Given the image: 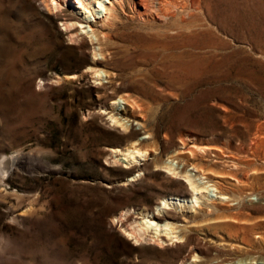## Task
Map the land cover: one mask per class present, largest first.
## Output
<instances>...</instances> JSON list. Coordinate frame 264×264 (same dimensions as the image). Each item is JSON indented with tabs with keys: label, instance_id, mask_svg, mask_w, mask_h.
Wrapping results in <instances>:
<instances>
[{
	"label": "rangeland",
	"instance_id": "374dc122",
	"mask_svg": "<svg viewBox=\"0 0 264 264\" xmlns=\"http://www.w3.org/2000/svg\"><path fill=\"white\" fill-rule=\"evenodd\" d=\"M185 1L164 20L118 8L99 80L71 0H0V264H264V0ZM131 144L143 159L112 160ZM169 157L230 198L155 214L180 241L131 237L190 196Z\"/></svg>",
	"mask_w": 264,
	"mask_h": 264
},
{
	"label": "bare ground",
	"instance_id": "6f19581e",
	"mask_svg": "<svg viewBox=\"0 0 264 264\" xmlns=\"http://www.w3.org/2000/svg\"><path fill=\"white\" fill-rule=\"evenodd\" d=\"M52 1L54 3V7L60 8L62 3H68L70 0H59V1L52 0ZM71 2L74 6L75 13L73 14V17L71 19L65 20V25L67 29H69L70 32L72 33V38L79 39L81 37H87L92 42V51H93L92 53L94 54V60L92 61L94 62V64L90 66V69L91 72L94 74L95 79H99V80L100 78H102V76L107 77L108 75L110 76L111 74L106 69H103L100 65V63L103 60H105V58L107 57L105 48L103 46L106 33L100 27H105L108 23L109 24L112 23L113 17H116L119 12L118 8L125 10L124 8L125 5L130 4L133 6L134 13L143 19L157 18L164 20L173 13L172 8L177 7L178 4L184 5L186 3L185 0H71ZM97 54H99L101 57H99V55L96 56ZM125 94L129 95L128 93ZM127 95L124 96L121 95L120 97H116L112 100L111 103L120 104L122 102L123 103L127 102L125 99L126 98L125 96ZM100 111L101 113L102 112L104 113L105 109L100 108ZM109 118L114 123H117L119 121L118 116H115L114 113H111ZM136 146L132 145V147L127 146L125 148L122 147L111 148L112 150L111 157H113L112 160L122 161L120 163H123L124 161L125 166L140 161L139 159L141 158L143 159V156L147 154V152L146 150L143 149V147L142 148L140 147L141 148L140 149L139 147ZM206 146L207 145L198 146V148L201 149L207 148ZM192 149L193 147L189 150ZM165 161L166 162L164 166H166L165 169H168L167 170L168 172H172V173L174 172L175 175L177 173L176 177H178L179 174H181L185 182L189 184L190 196L189 197L170 196L168 198L163 199L160 205L156 206L155 209L156 211L154 212H147L145 210L141 211L140 212L141 214L139 213L140 218L134 219L129 223L131 226L130 229L127 231V234L131 235V237L134 236L135 238H139V239L147 237L148 240L149 238L150 240L151 238H154L155 241L157 239L159 242L162 243L180 241L182 239V236L179 234L178 232L179 229L174 225V223L168 220L158 221L156 218H154L155 214L156 215L159 214L158 212H162L166 208L169 209L171 205L176 206L178 209H181L185 205H188L194 211L196 207L200 206L206 200L211 202L213 200L212 198L215 197L221 199L230 198V196H227V194L213 193L212 192L213 190L220 191L219 188L212 187V182L210 181V179L206 175L203 176V174H199L201 168L199 169L198 166L193 165L191 170L189 169V167L188 168L185 167L186 169L185 168L183 169V165L179 160H177L178 161L177 162L172 157H169ZM124 215H127V212H124ZM122 219L123 218H121V220ZM174 244H176V242L173 243V245ZM241 260L243 259L236 261L235 264L247 262V259H245L242 262Z\"/></svg>",
	"mask_w": 264,
	"mask_h": 264
}]
</instances>
